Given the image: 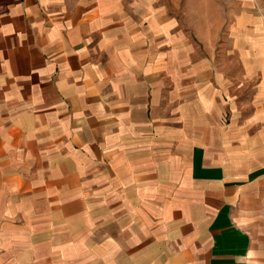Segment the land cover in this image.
Instances as JSON below:
<instances>
[{"label": "crops", "instance_id": "0c3cea01", "mask_svg": "<svg viewBox=\"0 0 264 264\" xmlns=\"http://www.w3.org/2000/svg\"><path fill=\"white\" fill-rule=\"evenodd\" d=\"M200 9L0 0V264H264V15Z\"/></svg>", "mask_w": 264, "mask_h": 264}, {"label": "rangeland", "instance_id": "374dc122", "mask_svg": "<svg viewBox=\"0 0 264 264\" xmlns=\"http://www.w3.org/2000/svg\"><path fill=\"white\" fill-rule=\"evenodd\" d=\"M120 2L129 7L130 21L133 22L137 17H142L145 28L148 26L147 22H151L152 12L159 9L165 20L174 22V30L171 31L173 35L180 32L181 36L186 37L187 40L192 38L196 44H199L200 29L192 28L191 23L196 21V17H200V7H211L214 13L221 9L224 16L222 21L224 32L228 30L238 8L240 12L255 8L259 14L264 15V0H118V4ZM133 7L139 8V14L134 13ZM224 39L225 36L222 35L216 46H223Z\"/></svg>", "mask_w": 264, "mask_h": 264}]
</instances>
